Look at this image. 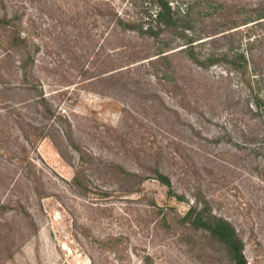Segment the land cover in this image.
I'll list each match as a JSON object with an SVG mask.
<instances>
[{
	"label": "rangeland",
	"instance_id": "obj_1",
	"mask_svg": "<svg viewBox=\"0 0 264 264\" xmlns=\"http://www.w3.org/2000/svg\"><path fill=\"white\" fill-rule=\"evenodd\" d=\"M3 1L36 49L19 77L0 38V264H230L202 234L192 245L163 223L166 203L182 213L193 195L233 225L246 264H264V114L237 78L167 36L168 71L154 77L142 57L157 43L113 17H133L130 0ZM195 29L208 35L212 21ZM208 38L196 52L221 46ZM39 90L45 106L29 98Z\"/></svg>",
	"mask_w": 264,
	"mask_h": 264
},
{
	"label": "trees",
	"instance_id": "obj_2",
	"mask_svg": "<svg viewBox=\"0 0 264 264\" xmlns=\"http://www.w3.org/2000/svg\"><path fill=\"white\" fill-rule=\"evenodd\" d=\"M181 3L182 6L172 4L171 0H130L136 14L130 18L116 14L113 17L116 24L132 29L140 38H150L157 43L158 48L153 57H142L146 59V67L154 77H165L168 71V53H165L168 39L164 41L163 37L176 39V46L179 47L176 50L191 63L204 68L218 63L223 66L226 75H234L237 83L247 92L253 109L250 108V111L264 114V73L261 71V66L264 65V0L246 2L243 5L232 4L227 8L217 2L208 6L206 0H185ZM21 15L14 4L7 6L0 3V38L3 42L4 59L8 61L15 56L19 77H26L31 52L36 48L30 50L35 42L31 41V34L21 29L22 23L28 24L27 21H21ZM208 17L212 21V29L208 35H201V31L195 27ZM205 36H209L211 41H221V46L210 47L204 53L196 52L195 49L205 40ZM29 98L35 105H46L40 90ZM45 110L48 112L49 108L45 107ZM70 136L71 129L67 124L64 137L78 152V161L82 163L83 153L86 152L73 143ZM81 170L82 168L76 169L72 180L78 178ZM155 174L170 195L172 191L169 178L156 169ZM193 196L189 203L186 202L187 207L182 213L166 203L167 212L162 216L163 223L173 225L179 232H189L192 245L197 243V238L194 239L193 236L198 232L218 245L230 264H246L243 244L233 225L227 219L211 213L205 199L199 200ZM182 198V194H174L176 201H182Z\"/></svg>",
	"mask_w": 264,
	"mask_h": 264
}]
</instances>
